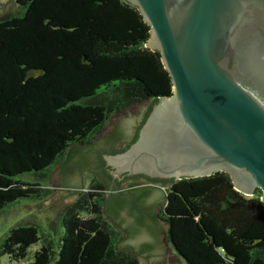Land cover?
<instances>
[{
  "label": "trees",
  "instance_id": "16d2710c",
  "mask_svg": "<svg viewBox=\"0 0 264 264\" xmlns=\"http://www.w3.org/2000/svg\"><path fill=\"white\" fill-rule=\"evenodd\" d=\"M0 19V215L23 200L49 199L52 170L87 151L109 119L149 104L135 136L122 150L98 152L101 180L61 217L31 264H138L118 248L112 221L123 201H107L111 177L104 156L127 151L155 105L173 94L159 51L150 49L151 28L125 0H17ZM41 174L42 183L23 182ZM168 241L186 264H264L263 192L234 188L228 173L191 179H158ZM137 184L131 185V190ZM146 190L145 198L150 190ZM123 199V198H122ZM121 199V200H122ZM137 226L131 229L137 232ZM58 230L60 231L59 233ZM37 225L13 228L0 257L26 260L41 242Z\"/></svg>",
  "mask_w": 264,
  "mask_h": 264
},
{
  "label": "water",
  "instance_id": "95a60500",
  "mask_svg": "<svg viewBox=\"0 0 264 264\" xmlns=\"http://www.w3.org/2000/svg\"><path fill=\"white\" fill-rule=\"evenodd\" d=\"M7 1L0 0L1 10ZM125 1L150 26L147 46L160 52L173 94L154 106L127 151L104 156L113 182L126 175L182 180L225 172L236 191L252 197L260 189L264 202V0ZM148 106L112 118L87 151L59 165L54 195L32 210L59 213L71 206L82 190L83 172L101 180L95 156L122 150ZM108 191L107 201L116 198L126 206L112 221L119 250L140 264H166L168 225L158 219L166 188L123 182ZM135 225L137 232L131 230Z\"/></svg>",
  "mask_w": 264,
  "mask_h": 264
},
{
  "label": "rangeland",
  "instance_id": "374dc122",
  "mask_svg": "<svg viewBox=\"0 0 264 264\" xmlns=\"http://www.w3.org/2000/svg\"><path fill=\"white\" fill-rule=\"evenodd\" d=\"M17 10H18V5L16 4V0H8L4 8L2 10L0 9V19ZM146 105L148 104L145 103L143 105L135 106L127 110L126 112L135 110L139 107L146 106ZM124 113H121L119 115H122ZM116 116L118 115L112 116L109 119V121ZM109 121L103 128H108ZM100 133L94 137L93 143L99 137ZM58 166H56L52 170L50 174V179L47 180L46 182H43L44 184L48 185V187L51 188L52 190L54 188L53 183H52V177H53V173L55 172ZM83 177H84V184H83L81 192H89L90 186L92 185V183L98 181V179L89 172H83ZM20 180H22L23 182H39L40 181L42 183L41 174H36V173L24 175L23 177L20 178ZM105 194L107 196L106 198H109L108 190L105 191ZM53 195H54V190H53L52 196ZM165 199L158 210V219L163 222H164V219H163V214L161 212V209H162L163 204L165 203ZM36 204L38 203L29 201V200H23V201L18 202L15 205V207L12 208L11 210H8L6 211V213L0 215V250H1V245L3 241L6 239V237L9 236L10 231L13 228L18 227V226L32 225V224L37 225L40 228V233H41L40 235L42 237L41 242L32 247L28 255V258L26 260L16 262L13 259H11L9 256H5V257H0V264H31V260H29V258H32L33 254L42 247V245L45 242V239H48L51 236L54 239L58 237V235L57 234L55 235V232L52 229L58 228L59 226H61L62 214L69 206L66 209H64L62 212L53 213L49 208H42L40 210H32V207ZM59 232L60 231L58 230L57 233ZM117 233L119 232L117 231ZM167 244L169 247V252L166 258V264H186V263L181 262L180 258L175 254V251L173 250L171 244L168 241V234H167ZM138 264H140L139 261H138Z\"/></svg>",
  "mask_w": 264,
  "mask_h": 264
},
{
  "label": "flooded vegetation",
  "instance_id": "af4514ba",
  "mask_svg": "<svg viewBox=\"0 0 264 264\" xmlns=\"http://www.w3.org/2000/svg\"><path fill=\"white\" fill-rule=\"evenodd\" d=\"M16 1H17V0H16ZM145 114H146V111L142 114V120H143V117H144ZM139 126H140V124L137 125V126L135 127V129L132 131L133 136H135L136 131H137V129H138ZM122 134H124V135H126V134L129 135L130 133H129V132L127 133V131H125V132L123 131ZM106 170H107V173H108V174L110 175V177H111L110 188H111L112 186H114V190H117L123 182H130V183L147 182L148 184H149V183H155V182H158V181H157L158 179L151 178V177L146 176V175H133V176H127V175H126L124 178H122V181H120V180H116L115 183H114V182H113L114 179H113L112 176H111V171H112V169H111L110 167H108L107 164H106Z\"/></svg>",
  "mask_w": 264,
  "mask_h": 264
}]
</instances>
